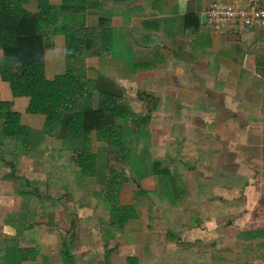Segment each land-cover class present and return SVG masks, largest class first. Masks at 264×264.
Listing matches in <instances>:
<instances>
[{
	"label": "crops",
	"instance_id": "0c3cea01",
	"mask_svg": "<svg viewBox=\"0 0 264 264\" xmlns=\"http://www.w3.org/2000/svg\"><path fill=\"white\" fill-rule=\"evenodd\" d=\"M10 1L19 18L34 17L46 36V78L60 79L68 68L80 71L91 81L94 106L104 100L119 108L115 118L122 125V145L127 140L131 143L123 151L121 144L100 139L96 130L84 132L80 107L72 102L55 133L44 135L35 144L38 151H24L13 161L0 152V162L18 168V176L25 178L24 186L41 182L47 197L60 194L54 193V188H62L64 181L71 183L77 199L86 196L88 202L99 189L105 205L100 214L96 210L89 215L99 220L103 212L111 226L126 234L153 235L150 220L172 216L184 220V245L195 242L204 249L212 245L216 264H264V26L211 27L206 12L211 4L249 7L264 5V0H102L96 11L62 14L56 21L41 17V10L84 0ZM99 16L107 17L106 25L113 31L104 40L105 47L98 53L81 52L67 59L63 28L95 26ZM125 53L130 59H157L135 64L129 72L124 70L128 61H122ZM76 91L74 99L81 98L84 88ZM29 95L24 87H11L0 76L1 126L3 116L17 111L22 124L37 127V121L32 120L42 121L44 116L26 111ZM125 130L129 134L122 137ZM141 150L148 155L146 164L127 157L132 152L139 157ZM84 154L94 156L92 175L82 171ZM156 161L161 165L154 170ZM111 178L119 182V203L132 205L134 211L120 224L112 222L105 196ZM2 183L0 177V217L2 213L3 217L5 213L12 216L8 222L0 219V238L2 232L14 235L32 230L15 219L25 198L20 193H26L27 187L18 193L15 180L6 181V189ZM72 190L69 193L76 195ZM157 194L182 198L181 205L168 203ZM43 202L48 206L46 200ZM92 204L95 208L94 200ZM24 210L28 215L36 211L29 199ZM39 212L43 216L37 217L41 220L37 224L48 230L45 220L49 214L56 218L63 209L50 206ZM73 222L69 230L76 235L82 225L74 218ZM153 225L158 226L156 222ZM160 228L170 236L168 227ZM137 238L133 245L141 252L153 248V238ZM117 246L114 243L106 251L110 255ZM131 257L136 264L142 262L141 255L128 253L126 264ZM103 264L114 263L109 256Z\"/></svg>",
	"mask_w": 264,
	"mask_h": 264
},
{
	"label": "trees",
	"instance_id": "16d2710c",
	"mask_svg": "<svg viewBox=\"0 0 264 264\" xmlns=\"http://www.w3.org/2000/svg\"><path fill=\"white\" fill-rule=\"evenodd\" d=\"M101 1H67L54 10H41L40 15L47 20L56 21L62 14H86L87 11H96ZM106 23L107 17L99 16V21L95 26L64 27L66 58L73 59L81 52L86 55L98 53L101 46L105 47L104 40L110 38L113 33ZM46 46V36L37 28L35 18H19L12 1L0 0V49L4 57L0 60V76L7 80L11 87L22 86L29 91L30 98L26 111L43 114L45 117L43 129L46 133L52 134V130L58 129L61 124L63 113L67 111V108L71 109L69 104L74 102L75 107L78 105L80 107L84 132L96 130L100 139L109 144L122 145L123 141L119 136L122 132V125L115 118L119 108L104 100L94 106L93 92L89 86L91 81L85 79L80 71L68 68L60 79L46 78L44 70ZM78 88H84V94L81 98L74 99ZM2 120L1 131L5 136L19 134L23 140L27 138L23 135H26L30 127L20 122L19 112L12 111L3 116ZM93 158L92 154H84L82 161L84 173L93 174ZM160 163L153 162L154 170L161 165ZM108 183L105 196L108 198L109 214L113 219L112 222L120 224L133 216V206L121 205L117 200L119 182L111 178ZM10 244L9 247H5L4 253L0 256L4 261L2 264H21L22 261L33 260L36 257L38 246L20 247L15 244V241H11ZM68 257L71 258V256ZM69 260L71 262V259ZM128 264H136V259L128 258Z\"/></svg>",
	"mask_w": 264,
	"mask_h": 264
},
{
	"label": "rangeland",
	"instance_id": "374dc122",
	"mask_svg": "<svg viewBox=\"0 0 264 264\" xmlns=\"http://www.w3.org/2000/svg\"><path fill=\"white\" fill-rule=\"evenodd\" d=\"M126 54L127 53L124 54L125 58L122 59V61H128V67H125L126 65L124 64H122V66L124 65V70H129V72L134 68L135 64H147L148 62H153L154 59H157L131 58V60ZM128 54L130 55V53ZM100 65L101 62L99 63V66ZM103 66L106 68L104 63ZM40 119L41 118H37V120H32L33 123H36L37 121V127L34 126L33 129L30 128V130L26 132V135H23L27 137L25 140H23V137H20L19 134L5 136L3 134V131H1L0 129V152L4 155L7 160L13 161L14 158L20 156V154L24 153V151H29L31 149H37L36 151H38V146H36L35 144H39L40 141L43 139L44 135L48 134L43 129L45 117L42 121ZM56 130L57 128H54L52 130V134H54ZM143 133L144 132H142V134ZM126 134L129 133H126L125 130L122 137H126ZM146 134H144V136ZM78 140L80 145L81 139ZM127 141L131 143V141ZM125 145H121L123 151H126V148H124ZM133 154L134 152H132L131 154L129 153L127 155L131 162H135L137 158L138 161H143L144 163L148 159V155H146L145 150H141V152L139 153L141 156L139 157L134 156L135 154ZM146 163L147 162H145V164ZM189 165V162H186L187 168ZM10 173H13V175H11ZM18 175H20L18 168L13 169L12 166L4 162H0V177L3 180L2 189H6L7 184L5 182L11 180H15V183L17 184L16 192H18L19 189L27 187L26 193H20L25 198L21 200L20 204L18 201L16 202L17 205L19 204L20 209L18 210V212H16L15 219L17 218L18 222L20 223L24 222L25 225H30V227H33V229L27 230L24 233L18 232L14 235L10 233L8 234L7 232H2L3 235H5V238L2 240L3 235L1 234L0 256L4 253L3 251L5 247H9V245H11V241H15V244L20 247L29 245L38 246V250L36 249V257L33 260L22 261L21 264H103L104 260H106L109 256L111 262L114 264H126L124 257L128 253H135V255H137L138 257H140L141 255L140 260H142V262L140 261V264H216L215 250L211 249L212 245H209V247L207 246L210 249H204L198 243L195 242H192V244L190 245H184V243L186 244V242L183 241L182 237L184 221L183 219H173V217L171 216L162 220H150V227H154L155 230H153L154 228H148V230L152 229L154 232L153 235L149 234L147 236H143L144 234L140 235V233H137L138 235L126 234L121 229L115 228L113 225L111 226L108 220L104 219L106 216L103 215V212L99 220H94L89 215L90 213H93L96 210L97 211L95 213L98 212V214H100L99 212H101L102 205H105V200L103 201V198H100L98 196V188H96L98 190L94 192L95 196L91 195L88 197L89 202L86 201V196H80L78 197V200V194L73 192L72 186L69 187L71 183L64 181L62 188H54V193L60 192V194H58L59 196L52 193L47 197V195L45 196L44 194L46 193V190L44 191L45 188H42V186L40 187L41 182H34V184L24 186V182H26L24 176L19 177ZM87 182L90 184L89 180ZM53 183L55 184L57 182L53 181ZM101 188L104 187L101 186L100 189ZM71 190L73 194L76 195H71L69 193ZM38 191L41 192L42 195L37 194ZM157 195L160 199H167L166 201L168 203L169 201H174L175 204L181 205L182 198L178 199L175 196H165L163 194ZM28 199L30 206L36 209V211H32V214H29L31 215V217H29L28 213H26L24 210ZM45 200L47 201L48 206L44 205L43 201ZM56 200H58L57 203ZM93 200L96 202L95 208L92 204ZM99 200H101L103 203H101ZM166 205L161 204L160 206L167 207ZM50 206H52L53 209H55V207H57L58 209L62 208L63 212H60L56 218L52 217L53 213H51L52 215L49 214V216L51 217H48L47 220H45V222L48 223V230H46L44 229L45 227H39L37 223H39L41 220L39 221V218L37 217L43 216V214L41 215V213L39 212L40 210H43L45 207ZM166 211H163L162 213L164 216L167 215ZM53 212H55V210H53ZM24 213V216L26 217L25 219H22L21 216H23ZM176 214L177 212L174 215L176 216ZM11 216L12 215L5 213L3 217L2 213L0 219L5 218V222H8ZM32 216H35L36 218H32ZM78 216L80 217L78 218ZM73 218L76 220V224H78V226L82 225L79 228L80 231H77L76 235L72 233V229L69 230L72 224H74ZM42 222L44 221L42 220ZM154 222L157 223V228L154 225L152 226V223ZM192 224H194V222H192ZM162 226L169 228L170 236L165 233L167 232L165 228H160ZM104 229H109V231H107V234H103ZM45 230L47 232H45ZM179 233L181 234V237L178 236L177 238L176 235ZM135 237H138V241L143 240V238L148 240H150V238H153V241L155 242L154 245H152L153 248L149 252H141L137 247H134L133 245ZM166 241H168V243H166ZM114 243H117L118 246L116 247L114 252L112 254L110 253L109 255L106 249L108 247L113 246ZM144 254L146 256H144ZM68 256H71V258H69ZM69 259H71V262ZM3 262L4 261H2L0 257V264H2Z\"/></svg>",
	"mask_w": 264,
	"mask_h": 264
},
{
	"label": "built area",
	"instance_id": "2783aa9c",
	"mask_svg": "<svg viewBox=\"0 0 264 264\" xmlns=\"http://www.w3.org/2000/svg\"><path fill=\"white\" fill-rule=\"evenodd\" d=\"M206 12L207 23L211 27L234 29L264 26V5L237 7L232 3L211 4Z\"/></svg>",
	"mask_w": 264,
	"mask_h": 264
}]
</instances>
